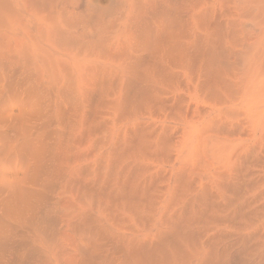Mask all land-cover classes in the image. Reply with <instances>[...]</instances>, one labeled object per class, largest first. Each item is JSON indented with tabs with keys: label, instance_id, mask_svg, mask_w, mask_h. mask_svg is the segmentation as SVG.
Listing matches in <instances>:
<instances>
[{
	"label": "bare ground",
	"instance_id": "bare-ground-1",
	"mask_svg": "<svg viewBox=\"0 0 264 264\" xmlns=\"http://www.w3.org/2000/svg\"><path fill=\"white\" fill-rule=\"evenodd\" d=\"M0 264H264V0H0Z\"/></svg>",
	"mask_w": 264,
	"mask_h": 264
}]
</instances>
